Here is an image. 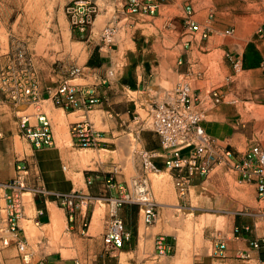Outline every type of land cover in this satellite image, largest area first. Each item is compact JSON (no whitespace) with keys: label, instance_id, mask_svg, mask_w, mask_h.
<instances>
[{"label":"crops","instance_id":"0c3cea01","mask_svg":"<svg viewBox=\"0 0 264 264\" xmlns=\"http://www.w3.org/2000/svg\"><path fill=\"white\" fill-rule=\"evenodd\" d=\"M187 4L194 7L195 20L203 26L211 27L212 32L205 41L198 40L197 36L191 40L182 38L183 50L179 52V60L182 59L183 63L177 61V66L172 64L171 58L155 63L152 61L151 65L150 59L139 53L136 42L131 44L123 38L104 43L92 35L87 40L89 55L86 66L78 76L70 77L68 81L81 80L83 84L94 85L101 104L89 113L68 112L48 105L46 113L52 121L54 147L36 150L28 144L24 155L20 157L16 145L17 137L22 140L19 134V112L26 109L0 102V180L5 182L12 179L18 160L27 159L35 163L39 174L38 183L48 192L46 200L42 199L39 203L36 201L35 205L27 204L28 214L20 221L25 233L21 237L25 240L28 228L33 226L32 222L39 225V229L46 235L37 244L26 241L27 249H40L38 252L32 250V253L27 250L31 264H172L176 257L175 249L159 254L155 237L150 249H130L135 239L128 222L126 229L131 232V239L124 249L107 248L103 243L107 213L102 218L100 213L96 215L97 208L90 210L91 222L86 233L82 234L79 228L69 229L66 211L59 208L56 195L74 191L89 192L93 196L119 195L117 190L108 186L107 175L81 167L76 155L77 146L70 135L71 124L74 122L72 116H76V120L88 122L100 132L103 141L100 147L104 150L115 151L122 134H134L135 138H141L143 142L150 140L146 142L148 150L161 152L159 137L153 131L141 130L135 113H139L138 109L143 110V106L151 100L171 101L178 84L175 74L189 75L195 77L192 88L199 98L196 109L203 115L202 126L208 135L222 148L232 151L236 159L243 158L255 144L264 149V0H169L152 16L128 13L117 3L118 13L114 23L117 19L119 22L115 23V36L123 29L135 30L139 34L141 29L157 19L165 20V28H171L174 26L170 23L175 14L173 10L180 12V21L185 26L182 16ZM122 22L123 25H120ZM227 31L232 32L228 34ZM214 52L222 54L216 60L219 68L216 74L212 73L213 62L209 65L210 62L203 60V56ZM89 60L93 65H88ZM235 63H239L241 68L236 69ZM150 66L151 75L147 74ZM106 77L109 82L103 83ZM174 84V89L168 88ZM215 87L222 96L220 103H215L211 95ZM131 93L137 94V97ZM98 125L101 129H96ZM182 154L186 156L188 150ZM156 162L159 168H164L162 158H157ZM88 177L93 178V186L86 184ZM205 178L204 175L197 176L193 182L200 180L205 183ZM251 186L252 194L257 196L255 186ZM0 205L4 207L5 201L0 199ZM34 207L35 215L31 218ZM133 207L137 208L132 204L121 207L119 216L127 221L124 210ZM40 209L42 214H38ZM247 210L235 213L234 228L238 227L240 232L236 234L233 230V236L226 239V250L222 256H216L213 249H209L194 257L192 264H264V228L258 229V223L264 222V211L252 205ZM137 221H140L139 211ZM55 235L58 237L56 249L52 245ZM139 236L138 231V242ZM253 241H259L263 246L254 248L251 246ZM165 244L171 248L168 241ZM0 249H3L1 258L6 259L0 264H22V256L15 246L4 247L0 243ZM45 249L53 250L42 253ZM15 251L21 259L16 257Z\"/></svg>","mask_w":264,"mask_h":264},{"label":"built area","instance_id":"2783aa9c","mask_svg":"<svg viewBox=\"0 0 264 264\" xmlns=\"http://www.w3.org/2000/svg\"><path fill=\"white\" fill-rule=\"evenodd\" d=\"M169 0H116L126 12L138 15L152 16L159 12L160 7ZM99 11L96 2L90 0H75L66 7L73 32L85 37L93 27ZM185 26L192 37L199 36L200 41L211 36V27L203 26L195 18L192 4L184 6ZM212 12L210 13L211 18ZM232 31H227L230 34ZM116 25L114 22L106 25L101 34L104 43H111L115 37ZM179 64L183 60L178 61ZM235 68L240 69L239 63ZM80 68L72 69L70 75L76 76ZM189 76V75H188ZM103 83L109 82L108 77ZM215 103L222 101L217 88L211 91ZM50 101L55 107L68 112L83 111L89 113L101 104V98L94 85L74 84L68 80L61 82L54 89L43 90L40 77L31 63L21 56L13 60L0 71V102L16 106L32 105L34 114L20 115L19 134L36 150L55 146V137L52 121L43 109V103ZM199 98L195 95L192 84L188 79L180 81L175 89L171 101H149L143 106L145 116L135 115L141 130L153 131L160 140L161 152L143 149L140 152L142 173L133 178L131 184L108 177V186L117 190V197H106L108 205L107 223L103 234V243L110 249H124L131 239V232L125 228L124 220L119 216V209L125 204L136 205L139 208L140 220L146 226L154 224L158 217V204L152 199L149 187L148 174L159 172L156 162L162 158L164 168L176 180L178 191L186 194L197 176H206L215 165H229L239 183H249L255 186L257 197L264 199V149L255 144L250 147L243 158L236 159L234 153L222 148L217 141L208 135L202 126L203 115L196 109ZM70 135L74 144L81 149H98L103 143L100 132L88 122L76 120L72 122ZM188 150L183 156L182 152ZM39 174L33 161L18 160L15 167V176L8 181L0 180V199L5 206L0 205V243L4 247L15 246L26 264L30 261L24 229L20 221L26 217L24 195L33 193L32 201L35 205L38 196L48 198V192L38 183ZM93 183L88 177L86 184ZM93 198L88 193L74 191L70 194L56 195V201L66 211L70 230L79 228L82 234L86 233L90 222V207ZM42 214V209L38 210ZM39 224V221H37ZM234 232H240L238 227ZM165 236L155 237L156 249L159 254H166L170 247L165 244ZM251 246L260 247L259 241H253ZM226 250V242L219 240L214 254L222 256Z\"/></svg>","mask_w":264,"mask_h":264},{"label":"rangeland","instance_id":"374dc122","mask_svg":"<svg viewBox=\"0 0 264 264\" xmlns=\"http://www.w3.org/2000/svg\"><path fill=\"white\" fill-rule=\"evenodd\" d=\"M74 1L0 0V71L13 60L21 59L22 56L37 71L43 90L54 89L61 82L70 77H75L70 75L72 69L78 67L82 70L86 66L89 55L87 40L93 35L101 41L102 31L106 25L114 22L118 13V6L116 0H90L98 4L99 11L92 27L93 31L91 32V28L85 37H80L73 32L69 16L66 13V7ZM173 12L175 14L170 23L174 26L171 28H165V20L157 19L145 29H141L139 34L135 30L124 31L123 29L114 37L113 41L117 38H123L131 44L136 42L139 53L150 59L151 65L152 61L155 63L154 61L158 62L171 58L172 64L177 66L180 57L179 52L183 50L181 39L191 40L193 37L180 21V12L177 10H173ZM184 16L183 13L182 17ZM116 22L118 23L119 19ZM120 25H123V22ZM138 27L140 28V26ZM197 39L200 40V37L197 36ZM221 55L214 52L209 56H203L204 62H210L209 65L213 62L211 65L213 74L218 72L216 60L220 59ZM151 68V66L147 68L149 75L152 74ZM175 75H177L176 83L188 79L192 87L194 86L195 77ZM70 83L83 84L84 82L75 80ZM174 87L175 84L168 88L174 89ZM131 94L137 97V94ZM43 105L45 111H47L48 105L55 107L51 102H44ZM22 108L26 110L20 111L19 115L36 112L32 105L22 106ZM138 112L143 117L145 116L142 109H138ZM75 117L72 116L73 121L76 120ZM98 119L100 120L99 116ZM96 129H101V126H96ZM149 141L146 139V142ZM146 142H143L141 138H135L134 134L129 136L122 134L115 151H104L101 147L99 149L77 147L76 155L81 167L91 168L90 171L108 177L112 176L114 179L131 184L132 179L142 173L140 152L143 149L148 150ZM16 145L20 157H22L28 143L25 139L22 138L21 140L17 137ZM99 152L103 154V160L83 162L82 157L86 154ZM148 178L152 199L158 204L159 217L154 224L146 226L142 220L138 223L136 207L128 211L127 209L124 210V216L127 218L125 222H128V226L133 230L135 239V246L133 244L130 249H150V244H154V237L164 235L165 241L171 244V249H175L176 257L172 260V264H184L189 260L192 262L194 257L207 252L209 249H213L214 252L219 240L226 241L228 237L233 236L236 212L248 211L250 205L257 210L264 211V199L260 200L252 194L251 184L239 183L229 165L222 164L211 167L208 177L205 178L206 182L203 183L200 180L197 183L192 182L189 191L184 195L179 193L176 180L166 168H161L159 172L149 173ZM90 195L93 198L90 209L97 208L100 216L104 218L108 209L105 201L107 196ZM29 198L31 200L30 195L23 197L25 208H27L26 200L30 202ZM42 198L38 196L36 198L37 203L41 202ZM58 206L62 208L59 204ZM34 215L35 207L30 217L32 218ZM32 224L34 227L32 226L33 229L30 228L33 232H29L30 228H28L30 236L26 233V241L30 244H37L46 235L39 229V225L36 226L33 222ZM258 225H260L258 229L263 230L264 222L262 224L259 222ZM194 228L202 230L201 239L194 235ZM138 231L140 232L139 242L136 238ZM151 236L152 242H150ZM57 238V235L53 236L55 239L52 242L54 249L57 248ZM2 250L0 249V262L6 261V259L1 258ZM27 250L31 253L32 250L40 251V249ZM50 250L53 249H45L42 253ZM104 252L103 249L102 253ZM181 255L183 260H181ZM16 257L18 258L19 255L17 254ZM21 262L26 264L23 259ZM31 263L30 260L28 264Z\"/></svg>","mask_w":264,"mask_h":264},{"label":"bare ground","instance_id":"6f19581e","mask_svg":"<svg viewBox=\"0 0 264 264\" xmlns=\"http://www.w3.org/2000/svg\"><path fill=\"white\" fill-rule=\"evenodd\" d=\"M104 150V149H103ZM101 151V150H100ZM104 151H106V150H104ZM93 152V151H92ZM95 153V152H94ZM94 153H89V154H86L85 156H83L82 157V160H83V162H85V163H89V162H91V161H93V160H95V161H100V160H103V154L102 153H97V154H94ZM106 161V160H105ZM74 178V177H73ZM76 179V178H75ZM79 180V179H78ZM165 180V179H164ZM168 180V179H167ZM77 181V180H76ZM168 181H170V180H168ZM163 183V182H162ZM169 183V182H168ZM157 188V187H156ZM164 188V187H163ZM167 188V187H166ZM170 189V188H169ZM165 190V189H164ZM163 192H165V191H163ZM168 192V191H167ZM170 193V192H169ZM27 194V196L28 195H30V197H31V200H30V198H29V200H30V202L29 201H27L26 199V202H27V204H29V203H33V201H32V195H33V193H31V192H27L26 193ZM163 194V193H162ZM164 196V195H163ZM27 198V197H26ZM161 203V202H160ZM99 210V209H98ZM100 212L99 211H97V213H96V215H98ZM27 214H28V212H27ZM54 216V215H53ZM95 217V216H94ZM190 221V220H189ZM183 225V224H182ZM185 225V224H184ZM183 225V226H184ZM30 226H32V225H30ZM95 226V225H94ZM34 227V226H33ZM51 227V226H50ZM32 228V227H31ZM31 228H30V231L29 232H31ZM52 228V227H51ZM186 228V227H185ZM33 229V228H32ZM35 229V228H34ZM194 235L197 237V238H200L201 239V237H202V230L200 229V228H194ZM33 232V231H32ZM31 232V233H32ZM36 232V231H35ZM193 233V232H192ZM34 234V233H33ZM178 234V233H177ZM29 235V234H28ZM36 235H38V234H36ZM193 235V236H194ZM32 237V236H31ZM186 239V238H185ZM182 241V240H181ZM196 243V242H195ZM179 246V245H178ZM187 246V245H186ZM180 251V250H179ZM182 254V253H181ZM181 260H183V256L181 255ZM184 264H192V262L189 260V261H186V262H184Z\"/></svg>","mask_w":264,"mask_h":264},{"label":"trees","instance_id":"16d2710c","mask_svg":"<svg viewBox=\"0 0 264 264\" xmlns=\"http://www.w3.org/2000/svg\"><path fill=\"white\" fill-rule=\"evenodd\" d=\"M88 65H93V62H91V60H89L88 61ZM161 169V168H160ZM126 205V204H125ZM125 205H123V206H125ZM122 206V207H123ZM136 206V205H135ZM136 210H137V213H138V211H139V208H138V206H137V208H136ZM124 223H125V228H126V222L124 221ZM129 225V224H128ZM127 230V229H126ZM128 231V230H127ZM263 245H261V243H260V247L259 248H261ZM264 255H263V252H262V257H263Z\"/></svg>","mask_w":264,"mask_h":264}]
</instances>
